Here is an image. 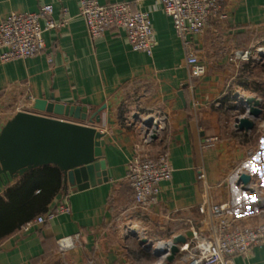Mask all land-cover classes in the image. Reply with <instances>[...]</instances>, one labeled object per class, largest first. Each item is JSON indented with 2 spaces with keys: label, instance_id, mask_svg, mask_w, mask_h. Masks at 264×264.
<instances>
[{
  "label": "crops",
  "instance_id": "1",
  "mask_svg": "<svg viewBox=\"0 0 264 264\" xmlns=\"http://www.w3.org/2000/svg\"><path fill=\"white\" fill-rule=\"evenodd\" d=\"M97 1H126L132 10L148 14L155 36L152 54L132 51L122 32L107 31L91 41L78 0H0V22L11 13H32L43 5L52 6L54 19L61 9L69 19L66 27L44 35L41 54L0 62V133L17 113H38L33 108L37 100L85 107L88 117L99 112L94 127L103 135L107 172V182L82 191L62 173V192L48 210L66 201L70 213L2 238L0 264H154L149 242L136 241L124 233L125 227L157 229L167 241L179 235L190 238L187 221H192L206 235L212 223L198 212L202 202L229 203L228 221L253 225L260 220L253 212L237 215L248 192L236 180L240 172L248 173L251 184L264 192L263 181L253 174L258 165L264 171L263 101L252 131L234 126L246 100L264 98V67L257 74L252 62L235 65L229 58L264 43V0L221 2L226 18L211 20L203 34L188 39V50L205 70L193 79L185 66V48L157 0ZM154 114L166 116L167 130L144 148L139 121ZM211 137L218 138L215 145L201 148V141ZM144 150L150 156L165 150L173 172L160 185L157 204L139 214L132 209L133 193L125 176L128 162ZM248 152L255 158L248 160ZM200 169L204 183L198 179ZM15 175H0V198L24 176ZM77 233L81 247L59 256L56 241ZM235 264H264V246L235 258Z\"/></svg>",
  "mask_w": 264,
  "mask_h": 264
},
{
  "label": "built area",
  "instance_id": "2",
  "mask_svg": "<svg viewBox=\"0 0 264 264\" xmlns=\"http://www.w3.org/2000/svg\"><path fill=\"white\" fill-rule=\"evenodd\" d=\"M223 0H157L171 19L173 31L185 48V66L189 70L191 79L199 78L204 73L195 55L188 50V39L204 33L207 24L214 19L224 20L221 2ZM79 15L83 18L87 34L91 41L99 40L107 31L122 32L132 51L152 54L155 45L154 31L148 14L134 11L129 2L117 1L100 4L97 0H78ZM69 19L65 9H61L58 19L53 17V8L43 5L38 11L32 13H11L0 22V62L8 63L15 60H25L41 54L44 49V35L57 32L68 25ZM50 62V59H48ZM264 60V43L252 46L249 50L237 52L229 58L232 64L259 62ZM244 113L237 120L247 116L248 105L244 102ZM20 111V110H19ZM258 121V120H257ZM264 123L261 122L262 126ZM138 133L141 146L147 148L154 141L163 137L167 130V118L164 115H150L139 121ZM260 131V130H259ZM218 138H205L201 141V148H211ZM254 153L248 152V160L254 158ZM172 166L168 153L164 150L150 156L147 151H141L128 162L125 180L133 193L132 209L144 214L155 206L158 201L160 185L169 182L172 178ZM241 174H247L240 172ZM250 176V175H249ZM236 184L242 189V184ZM205 172L199 170L198 179L205 181ZM252 182V181H251ZM247 200L238 208L237 215L253 212L260 220L253 225H241L228 221L232 217V207L229 203L208 206L202 202L198 212L211 220L209 233L200 234L187 221L191 237L185 244H178V252L174 264H235V258L246 256L251 249L264 246V192L249 184ZM70 213L66 201L25 223L22 231L41 226L58 215ZM141 217V215H140ZM142 230L140 233H143ZM127 235L136 236L138 227L127 225L124 229ZM176 237V236H174ZM173 237V238H174ZM172 238V239H173ZM172 239L160 241L154 246L153 254L156 256L154 264H168ZM162 244V248L157 245ZM57 254L64 257L68 252L81 247V234L59 238L56 241ZM161 251L165 253L159 254ZM84 264H94L92 260Z\"/></svg>",
  "mask_w": 264,
  "mask_h": 264
},
{
  "label": "water",
  "instance_id": "3",
  "mask_svg": "<svg viewBox=\"0 0 264 264\" xmlns=\"http://www.w3.org/2000/svg\"><path fill=\"white\" fill-rule=\"evenodd\" d=\"M246 104L247 116L236 120L234 126L241 132L252 131L262 114L256 100L248 99ZM33 108L38 113H17L0 133V175L22 176L52 165L79 191L107 182L103 135L94 127L100 121L99 112L88 117L85 107L46 100H37ZM238 183L243 190L250 191L251 176L241 174ZM185 242L186 238L181 235L172 239L167 263L174 261L177 245Z\"/></svg>",
  "mask_w": 264,
  "mask_h": 264
},
{
  "label": "trees",
  "instance_id": "4",
  "mask_svg": "<svg viewBox=\"0 0 264 264\" xmlns=\"http://www.w3.org/2000/svg\"><path fill=\"white\" fill-rule=\"evenodd\" d=\"M62 180L60 169L49 165L27 172L14 187L7 189L5 199L0 198V240L45 214L62 192Z\"/></svg>",
  "mask_w": 264,
  "mask_h": 264
},
{
  "label": "rangeland",
  "instance_id": "5",
  "mask_svg": "<svg viewBox=\"0 0 264 264\" xmlns=\"http://www.w3.org/2000/svg\"><path fill=\"white\" fill-rule=\"evenodd\" d=\"M252 65L254 66V70L255 72H259L260 70L263 69L264 67V60L263 61H259V62H254L252 63ZM258 74V73H257ZM261 99L262 100H259L257 98H255V100L259 103L260 105V108H261V103L263 101V104H264V98L261 96ZM20 113V112H19ZM264 123V122H263ZM256 140V139H255ZM257 155V154H256ZM255 158V156H254ZM253 158V159H254ZM261 167L260 165H258L255 170L253 171V174L255 177H257V179H261V181H263V184H262V187H264V171L261 170ZM138 227V233L136 235V238L135 240H147L146 242L148 243V246L153 248L154 246H156V244L160 241H165L164 239V233H162L161 231L159 230H153V229H145L143 233H140L143 229H144V226H137ZM143 228V229H142Z\"/></svg>",
  "mask_w": 264,
  "mask_h": 264
},
{
  "label": "bare ground",
  "instance_id": "6",
  "mask_svg": "<svg viewBox=\"0 0 264 264\" xmlns=\"http://www.w3.org/2000/svg\"><path fill=\"white\" fill-rule=\"evenodd\" d=\"M157 247H158V248H162L163 245H162V244H158Z\"/></svg>",
  "mask_w": 264,
  "mask_h": 264
}]
</instances>
